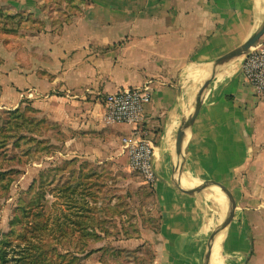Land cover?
I'll return each mask as SVG.
<instances>
[{
  "label": "crops",
  "instance_id": "0c3cea01",
  "mask_svg": "<svg viewBox=\"0 0 264 264\" xmlns=\"http://www.w3.org/2000/svg\"><path fill=\"white\" fill-rule=\"evenodd\" d=\"M64 1L69 8L60 7ZM2 5L34 13L46 28L0 36V102L7 109L22 107L23 95L40 118L56 122L60 140L52 142L61 144L66 162L74 161L77 175L92 164L100 177L99 164L121 155L118 141L132 128L106 118L108 92L96 100L103 86L114 92L152 89L144 127L158 173L152 185L157 264H202L219 249L209 244L229 218L226 213L218 218V210L234 213V243L208 264L214 258L216 264H264V103L243 72L244 56L208 83L194 129L178 148L177 177L171 169L209 65L260 30L264 0H5ZM56 13L59 22L51 17ZM50 92L53 99H42ZM176 181L210 199L215 210L192 204Z\"/></svg>",
  "mask_w": 264,
  "mask_h": 264
},
{
  "label": "rangeland",
  "instance_id": "374dc122",
  "mask_svg": "<svg viewBox=\"0 0 264 264\" xmlns=\"http://www.w3.org/2000/svg\"><path fill=\"white\" fill-rule=\"evenodd\" d=\"M4 1L0 0V6ZM66 6L70 7L68 2L60 3L62 9H65ZM70 16L68 17L70 18ZM106 92L112 93L114 90L103 86L101 93L96 95V100L103 101V96ZM54 94L55 92H50L48 95H44L42 99H53L51 96ZM20 98L26 99V105L20 109L21 115L30 114L34 117L36 115L39 117V112L35 111L31 102L23 95L22 97L20 95ZM3 104L5 103L0 102L1 123L10 117L7 110H11L4 107ZM52 134L53 137L50 136ZM21 135H27V132H22L19 136ZM33 137L43 140H45L44 137H48L51 140L53 138L60 139L56 131L52 130L44 134L42 132L37 134V136L33 135ZM117 148L123 150L122 140L118 141ZM38 149L34 142H25L23 146H19L13 139L0 141V158L2 159V166L0 167L3 170H20L19 173L12 174L5 181L8 193L0 198V234L10 230V220L15 214L20 200L30 197L29 189L35 180L37 184L41 180L46 182V189L49 193L47 207L51 216L50 226L53 225L52 221L63 219L73 212L68 206L69 198L66 194L71 191V187L77 183V180H70L71 168L66 162V154H61V151H63L61 144H58L57 149L53 153L51 151L46 153ZM90 171H93L92 164L88 165L84 173ZM97 171L100 174V178L94 179V181L98 183L95 186V190L99 197L95 203L89 196H86V199L99 207H105L106 210L104 212L97 214V220L105 224L104 226L109 234H105L102 229L96 226V230L102 234V239L99 242L95 241V238L89 239L84 254L79 252V249L68 238L63 239L58 246L59 252L70 256L71 253H75L79 257H86L81 261V264H157L152 230H158V214L156 196L152 192V185L148 184L138 171L130 167L127 152H121V155L117 156L115 160L99 164ZM53 187L57 189L54 192H50ZM79 200L83 201L84 198L79 196ZM209 200L207 198L208 202ZM114 209H122L125 213L115 215L113 214ZM225 212L229 219L234 217V213L230 214L228 210H225ZM103 246L110 251L101 250L88 256L92 249ZM112 250H120L122 254L118 255L116 252L112 254Z\"/></svg>",
  "mask_w": 264,
  "mask_h": 264
},
{
  "label": "trees",
  "instance_id": "16d2710c",
  "mask_svg": "<svg viewBox=\"0 0 264 264\" xmlns=\"http://www.w3.org/2000/svg\"><path fill=\"white\" fill-rule=\"evenodd\" d=\"M51 17L54 22L60 21L59 13ZM45 28V22L38 19L34 13L13 11L12 7L7 5L0 6V36H28L34 34L33 30L41 32ZM1 64H3V60L0 58ZM40 74L46 73L41 72ZM50 78L52 79L53 76L50 75ZM0 88L2 87L0 86ZM20 109L21 107L18 106L15 109L7 110L10 117L3 123L0 122V141L13 139L19 146H23L25 142H34L39 151L53 153L58 144L53 143L48 137H44L45 140L35 139L33 135L37 136L42 132L44 134L59 129V125L49 119L34 117L30 114L22 116ZM22 132H27V135L19 136ZM59 134L60 131L57 132V135ZM67 163L71 168L70 180H77V183L71 187V191L66 194L69 198L68 206L73 212L63 219L52 221L53 225L50 226L51 216L47 207L49 193L46 189V182L41 180L37 184L35 180L29 189L30 197L20 200L15 214L10 220V230L0 234V264H81V261L86 257H79L75 253H71L70 256L59 252L58 246L62 240L70 239L79 252L84 254L89 239L95 238V241L98 242L102 239V234L96 230V226L102 229L105 234H109L105 224L97 220V214L106 209L94 204L99 197L95 190L98 183L94 181V179L100 178L98 173L96 171L84 173L86 167L83 166L77 175V170L73 167L74 161L70 160ZM0 166H2L1 158ZM19 172V169L3 170L0 167V198L8 193L6 179ZM93 176L95 177L93 178ZM85 182L88 183L85 184ZM56 189L53 187L50 192H54ZM152 192L154 194L153 189ZM79 196L84 200H79ZM86 196L91 197L94 203L86 199ZM124 213L125 211L122 209L113 210L115 215ZM95 223L97 224L95 225ZM101 250L110 251L105 246L98 247L92 249L88 256ZM114 252L118 255L122 254L120 250H112V254Z\"/></svg>",
  "mask_w": 264,
  "mask_h": 264
},
{
  "label": "built area",
  "instance_id": "2783aa9c",
  "mask_svg": "<svg viewBox=\"0 0 264 264\" xmlns=\"http://www.w3.org/2000/svg\"><path fill=\"white\" fill-rule=\"evenodd\" d=\"M243 72L264 103L263 41L247 52L243 62ZM151 100L152 89L149 86L125 88L108 93L104 97L106 118L109 121L132 126L129 135L122 139V153L127 152L130 167L138 171L148 184L153 185L158 179L154 164L155 147L147 138V129L144 127L146 107Z\"/></svg>",
  "mask_w": 264,
  "mask_h": 264
},
{
  "label": "water",
  "instance_id": "95a60500",
  "mask_svg": "<svg viewBox=\"0 0 264 264\" xmlns=\"http://www.w3.org/2000/svg\"><path fill=\"white\" fill-rule=\"evenodd\" d=\"M263 36H264V23L260 27V30L257 33H255L250 39L246 40L241 45L237 46L236 48L230 50L229 52L225 53L221 57L217 58L216 60H214L209 65V67H208V69H207V71H206V73H205V75H204V77L200 83L199 89H198L197 94H196L195 99H194V105H193V109H192V111H193L192 120L190 122L189 128H188L186 134L184 135V137H182L178 141L177 145L174 148L173 154H172L171 169H172V173L175 174V176L177 174L175 161H176V155L178 152V148L186 139H188L190 137V135L194 129L196 119H197V116H198V113H199V110H200L202 100L204 98V94H205L208 83L210 82V80L213 78V76L216 73L225 69L229 65V63L231 61H233L236 57L242 55L243 53L248 52L251 48H253L255 45H257ZM176 183L183 190L184 195L195 206L203 207V208H207V209H214V207L216 206L214 203L208 202V201L203 200L200 197L196 196L190 188L188 189L185 186L179 184L178 181H176ZM215 213L217 214L218 218H221L222 216H224L221 212L215 211ZM233 223H234L233 217L228 219V222L226 223L227 229L230 232H236L233 229ZM224 252H226L225 247H221V248L213 251L212 253L208 254L205 258H203L202 264H208L209 260H211L213 257L218 256Z\"/></svg>",
  "mask_w": 264,
  "mask_h": 264
},
{
  "label": "bare ground",
  "instance_id": "6f19581e",
  "mask_svg": "<svg viewBox=\"0 0 264 264\" xmlns=\"http://www.w3.org/2000/svg\"><path fill=\"white\" fill-rule=\"evenodd\" d=\"M246 53H244L242 55V57L244 56L245 57ZM178 178L180 179V177L178 176ZM190 188V187H189ZM192 190V189H191ZM196 195L198 197L201 196V194H197ZM219 212L221 213H226L224 212L225 210H218ZM234 243V240H233V237H232V234L231 232L223 225H220L216 235H215V238L210 242V248H221V247H226V246H230ZM218 262L217 258H214L210 264H216Z\"/></svg>",
  "mask_w": 264,
  "mask_h": 264
}]
</instances>
